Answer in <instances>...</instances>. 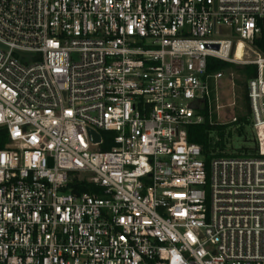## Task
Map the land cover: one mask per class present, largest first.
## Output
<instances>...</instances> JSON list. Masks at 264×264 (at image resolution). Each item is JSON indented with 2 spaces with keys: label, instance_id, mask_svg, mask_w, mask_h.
Masks as SVG:
<instances>
[{
  "label": "built area",
  "instance_id": "built-area-1",
  "mask_svg": "<svg viewBox=\"0 0 264 264\" xmlns=\"http://www.w3.org/2000/svg\"><path fill=\"white\" fill-rule=\"evenodd\" d=\"M261 18L264 0H0V264H264ZM239 47L258 148L206 166L187 126L208 58Z\"/></svg>",
  "mask_w": 264,
  "mask_h": 264
},
{
  "label": "trees",
  "instance_id": "trees-1",
  "mask_svg": "<svg viewBox=\"0 0 264 264\" xmlns=\"http://www.w3.org/2000/svg\"><path fill=\"white\" fill-rule=\"evenodd\" d=\"M258 24L262 27L263 33L260 37L255 38L253 41V46L259 50L264 51V18L258 20ZM228 70H239L242 76L245 78L246 86H244L242 100H243V112L238 113L235 120L229 122L228 124L218 123L215 120V115L210 110L211 98L206 97L201 104L200 113L203 115V121L200 123L190 124L187 126V139L189 143H194L200 146L202 158L209 165L210 161L214 157L222 156H251L256 154V149L254 146L237 148H228L229 141L231 140L233 133L232 129L235 126L242 127L248 124L251 119V109L248 99V80L251 77L256 76L257 68L255 65L247 64L242 68H238L233 62H227L220 60L218 58L210 57L207 60V73L216 74L219 72H225ZM211 93V92H210ZM238 127L239 135L241 136V128ZM7 143V133L4 129H0V148H4ZM111 146H106L104 149H110ZM79 192H98L99 188L91 185L89 183H81L77 185Z\"/></svg>",
  "mask_w": 264,
  "mask_h": 264
},
{
  "label": "rangeland",
  "instance_id": "rangeland-1",
  "mask_svg": "<svg viewBox=\"0 0 264 264\" xmlns=\"http://www.w3.org/2000/svg\"><path fill=\"white\" fill-rule=\"evenodd\" d=\"M254 51V48L249 47L242 53V49L239 47L236 55L241 60L234 64L238 68H242L246 65V61L255 58L256 54ZM244 86H246V81L239 70H228L220 73V75L212 74L211 93L209 92L208 97L210 96L211 98V102L209 103L210 110L215 115L216 122L228 124L235 120L238 113L243 112L242 94ZM238 127L240 126H234L232 129L233 136L229 141L228 148H235L236 152H238L237 148L249 146L258 148L251 121L240 127L241 136L239 135Z\"/></svg>",
  "mask_w": 264,
  "mask_h": 264
},
{
  "label": "water",
  "instance_id": "water-1",
  "mask_svg": "<svg viewBox=\"0 0 264 264\" xmlns=\"http://www.w3.org/2000/svg\"><path fill=\"white\" fill-rule=\"evenodd\" d=\"M215 48H217V46H214ZM89 133L91 135V137L94 139V140H98L99 139V135L97 133H95L93 130H89Z\"/></svg>",
  "mask_w": 264,
  "mask_h": 264
},
{
  "label": "bare ground",
  "instance_id": "bare-ground-1",
  "mask_svg": "<svg viewBox=\"0 0 264 264\" xmlns=\"http://www.w3.org/2000/svg\"><path fill=\"white\" fill-rule=\"evenodd\" d=\"M241 51V50H240Z\"/></svg>",
  "mask_w": 264,
  "mask_h": 264
}]
</instances>
